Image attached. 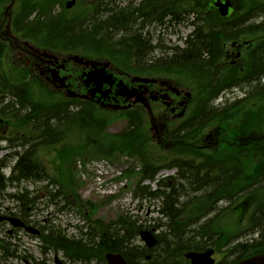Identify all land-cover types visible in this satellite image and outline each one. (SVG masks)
Wrapping results in <instances>:
<instances>
[{
  "label": "trees",
  "instance_id": "16d2710c",
  "mask_svg": "<svg viewBox=\"0 0 264 264\" xmlns=\"http://www.w3.org/2000/svg\"><path fill=\"white\" fill-rule=\"evenodd\" d=\"M247 2L249 5H258L257 8L264 16V2L256 0ZM20 5L21 0L18 2L17 12L23 11ZM31 13L32 11H29L27 15ZM38 18L36 17V20ZM39 27L40 36L48 35L47 32L55 36H65L63 27L48 28L42 25ZM253 28L249 27L248 30ZM78 48L79 44L71 45L73 50ZM261 53L264 54V48ZM263 62H259L258 58L251 60L250 71L256 69L263 72ZM171 68L178 70L177 67L168 66L167 74L185 79V75H180V71H171ZM203 70H199L198 73L197 91H192L193 99L197 98L194 108L188 118L169 133L172 139L171 150L160 148L148 139L138 113L128 117V125L121 133L99 134L104 140L99 141V154L95 156L111 158L113 155L123 153L136 159L141 165V180L153 179L162 168L178 169L172 183L161 184L158 192H147L146 188H138L136 192L139 196L147 195L162 200L159 212L166 219L164 225L166 231L158 236L157 249L145 253L142 247L134 246L133 240L140 230L135 226V221L124 217L109 223L93 220L90 208L80 204L77 207L89 223L86 240L59 242L61 250H64L65 255L72 261H89L94 258L103 261L105 254L116 253L122 255L128 264L186 263L184 253L200 251L206 247L210 235L215 233V230L211 229L214 222L231 209L239 210L244 216L247 210L252 209L253 213L246 223L247 235L256 237L248 238L245 242L226 250V253L236 255L230 264L264 253V85L246 88L245 98L216 107L213 105V99L223 90L205 89L206 80L210 78ZM188 71L190 72L189 69ZM186 78L188 84H191L193 76L188 75ZM233 78L235 77L231 74L230 79ZM71 117V121L74 122L77 116ZM240 118L242 119L240 126L232 129L231 125ZM45 132H48V129ZM205 132L207 134L204 136ZM232 133L233 135H230ZM240 133L246 134L244 150L238 141ZM208 135L210 137L205 140ZM210 139H214L218 145L208 143ZM191 141H195L199 148L195 150ZM28 153L20 158L15 167L20 177L25 175L28 165L33 164L32 156ZM243 156L247 162H242ZM37 169L34 175L41 178L42 173L39 168ZM183 181L187 183V187L180 183ZM2 189L0 185V191ZM222 201L227 203L224 209L219 207ZM234 206L237 208H233ZM212 213H215L213 218L201 223L203 218ZM53 245L57 249V245L54 243Z\"/></svg>",
  "mask_w": 264,
  "mask_h": 264
},
{
  "label": "flooded vegetation",
  "instance_id": "af4514ba",
  "mask_svg": "<svg viewBox=\"0 0 264 264\" xmlns=\"http://www.w3.org/2000/svg\"><path fill=\"white\" fill-rule=\"evenodd\" d=\"M68 2L71 4L69 8H66ZM181 3L182 0H47V7L52 18L62 20V24L68 28L79 29V32L83 34L91 32L92 29L103 34L102 29L109 28L110 31L104 34L107 35V38H112L110 41L116 44L114 57H125L129 61L126 67L119 68L114 65L106 70L104 76H109L107 82L110 91L104 95L102 103L98 105L94 101L83 100L84 103L89 102L91 105H97L107 111L128 112L138 107L146 112L143 106L130 105L126 102L122 97L124 93L122 86L124 85L130 89H138V92L147 99L151 109L163 106V120L174 119L177 108L180 109L182 106L177 99L180 96L181 87L176 93L172 89L176 85L171 82L160 86L159 83L142 85L133 80V77L136 76L154 74L158 66H161L147 59L149 54L153 56L152 53H155L157 58L162 59L174 55L168 54L161 45L153 47L148 54L138 53L135 48L137 43H134V40L140 39V37L150 38L149 29L166 26L178 27L184 21L196 23L198 4L188 6L183 12ZM61 5H63V9L60 7ZM134 11H138L136 15H134ZM7 16L6 11L0 14V138H6L7 134L11 133L7 131L6 114H10L12 118H21V116L13 115L12 109L7 106L6 91L17 90L24 83L32 90L56 92L62 95H65L67 87L80 96H84L90 91L97 90L98 87L95 82L83 84L81 76L94 69H99L100 65L97 64L96 59L103 58L88 55L91 58L86 56L84 58L94 61L79 64L73 60L74 54L71 52L39 51L31 44L29 37L17 36L12 33V21H9ZM210 40L209 36L201 37V39L200 37L193 38L196 47L193 54L195 67L198 68L199 63L203 64V59L216 54L219 59L216 63L217 69L230 65L239 67L243 64V53L247 50V46L243 44L244 39L233 44H223L217 53L212 51V41ZM120 44H127L129 51L117 48ZM103 54L109 55L107 52ZM177 56L175 55V57ZM222 57L224 60L220 61ZM19 81L23 83H19ZM61 86H65V88ZM164 94L170 98L169 107L165 106L163 100L160 99V96ZM150 97H157V101H153L151 104ZM98 98L99 95L95 94L94 100ZM172 109L175 110L172 111ZM33 117L37 118L38 115ZM148 117L150 124V116ZM49 119L50 124L56 123L53 117Z\"/></svg>",
  "mask_w": 264,
  "mask_h": 264
},
{
  "label": "rangeland",
  "instance_id": "374dc122",
  "mask_svg": "<svg viewBox=\"0 0 264 264\" xmlns=\"http://www.w3.org/2000/svg\"><path fill=\"white\" fill-rule=\"evenodd\" d=\"M239 93H240L239 90H235L233 92L226 93L225 95H223L221 100L227 99L229 97L231 98L235 95H238ZM124 125H125V122L122 120H119L117 122H114L109 127H107L106 130L108 133L114 134V133L121 131L122 128L124 127ZM80 143L83 144L84 142L81 141ZM47 156L51 157V154L50 155L47 154ZM116 158L119 159L120 156H117ZM8 172L9 171H7V170L5 171L6 174H8ZM167 175L171 176V175H173V172L172 171L167 172ZM151 189H152V186H151ZM9 192H11V189L9 190ZM78 195H80V190L78 191ZM83 199L84 198L82 197V200ZM93 200H96V199H93ZM139 201H140L139 199L138 200H132V203L130 204L131 212L133 213V215H136V216L139 215L142 220L152 221V219H154L156 217V214H155L156 213V206H155L154 202L152 200H149V199H144L142 201V207H140ZM99 203H100V201L96 202V204H99ZM6 207H8L11 211L14 212L15 205L13 202L9 201L6 204H2L0 202V212L4 211L6 209ZM123 212L124 211H122L119 206H114V209H111V208L105 207V205H101L100 207H97L96 212L94 214V219H98V220L100 219L103 222H108V221H112V220L117 219V217ZM227 222L228 221L226 219L221 220L219 222V226L223 228V227L227 226ZM234 222H235V218H233L232 222L230 221V224L228 225V229H229V230H227L228 233H231L233 231L234 228H232V223H234ZM7 229H8V227H6L4 225H0V231L1 232L5 233V230H7ZM238 233L239 232L235 228V234H238ZM136 243H138V241H136ZM215 259L218 261V259H219L218 253L215 254Z\"/></svg>",
  "mask_w": 264,
  "mask_h": 264
},
{
  "label": "bare ground",
  "instance_id": "6f19581e",
  "mask_svg": "<svg viewBox=\"0 0 264 264\" xmlns=\"http://www.w3.org/2000/svg\"><path fill=\"white\" fill-rule=\"evenodd\" d=\"M138 11H134V15L137 14ZM114 48L116 47V44L114 43ZM136 52L138 53H146L148 54L152 49H153V46H151L147 41H139L136 46ZM196 47L194 44H188L187 45V51H185L181 56L178 57V59H176L175 57H170V58H165V59H162V58H157L156 54L155 53H152L153 56H151V54L148 55L147 59L149 60H152L153 63L157 64V65H163V67H168V66H172V67H178L181 65L185 66L187 69L189 70H196L197 67H195V63H194V51H195ZM180 63V64H179ZM249 73V76L247 78H251L249 79L248 81H244V85L251 89L257 85H260L261 84V81H262V78L264 77V71L260 72L256 69H253V70H248ZM254 76H257V77H254ZM221 98V96L217 97L216 100H215V103ZM19 107L17 108V111H23V112H29L30 109L29 107L27 106V102L25 100H22L19 105ZM60 117V114H55L53 115V119L55 120V122L59 119ZM27 165V164H25ZM202 213V212H200ZM51 241L56 244L57 246H61L55 237H53L51 234H48L47 235ZM56 241V242H55Z\"/></svg>",
  "mask_w": 264,
  "mask_h": 264
},
{
  "label": "water",
  "instance_id": "95a60500",
  "mask_svg": "<svg viewBox=\"0 0 264 264\" xmlns=\"http://www.w3.org/2000/svg\"><path fill=\"white\" fill-rule=\"evenodd\" d=\"M227 6L228 4H225L222 8L226 10ZM2 220H5V218H0V221ZM9 221H11L14 226L17 225L14 220L9 219ZM141 238L148 247L153 246L155 243L154 238L149 233H142ZM211 254L212 251H207L203 254L190 253L186 256V258L190 260L191 264H213V261L210 259ZM106 261L108 264H126L122 257L118 255H107ZM237 264H264V255L255 256Z\"/></svg>",
  "mask_w": 264,
  "mask_h": 264
}]
</instances>
